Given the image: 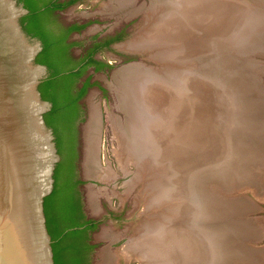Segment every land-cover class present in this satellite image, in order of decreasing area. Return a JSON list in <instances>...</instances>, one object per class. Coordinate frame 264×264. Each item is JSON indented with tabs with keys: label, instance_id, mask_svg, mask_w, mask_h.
I'll return each instance as SVG.
<instances>
[{
	"label": "bare ground",
	"instance_id": "1",
	"mask_svg": "<svg viewBox=\"0 0 264 264\" xmlns=\"http://www.w3.org/2000/svg\"><path fill=\"white\" fill-rule=\"evenodd\" d=\"M118 1L120 7L131 8V15L143 8L131 7L133 0ZM156 5L170 14H163L162 21L151 30L146 28L155 16L144 14V26L121 46L148 54L152 51L149 47L165 44L166 48L158 49L150 58L166 64L154 69L133 62L113 72L115 106L123 116L112 119L120 141V158L131 159L137 166L124 184L126 191L131 192L140 181L135 202L142 201L147 211L151 204L169 198L174 216L170 215L166 223L145 218L138 227V237H129L123 253L135 254L142 264H167L169 258L162 255L169 249L166 241H171L174 252L169 256L174 258V264L261 263L264 247H255L254 240L257 228L263 227L253 220L238 218L252 207L247 208L244 199L229 193H236L241 184L258 188L257 178L264 172V87L260 82L264 81V65L249 58L254 52L264 51V0H151L150 6ZM189 6L199 14L192 15ZM196 19L202 20L199 29ZM203 25L206 28L201 29ZM173 41L179 42L178 47ZM199 43L211 49L220 43L216 63H223L225 69L233 63L242 80L238 97L243 104L237 109L229 108L226 117L215 109L214 101L218 99L197 97L194 63ZM181 49L185 51L180 53ZM182 61L187 62L181 64ZM99 126V110L92 106L83 131L86 176L100 171L95 154ZM211 127L218 129L213 140ZM201 135H205L203 140ZM230 146L232 153H244V160L234 166L229 164ZM202 147L208 148L204 161L198 158ZM156 164L158 170L153 171ZM150 171L148 180L145 176ZM154 174L156 179L152 178ZM92 193L89 192V204L95 208ZM113 235L107 237L114 240L117 235ZM248 237L253 241L247 242ZM116 252L105 246L100 264H115Z\"/></svg>",
	"mask_w": 264,
	"mask_h": 264
},
{
	"label": "rangeland",
	"instance_id": "2",
	"mask_svg": "<svg viewBox=\"0 0 264 264\" xmlns=\"http://www.w3.org/2000/svg\"><path fill=\"white\" fill-rule=\"evenodd\" d=\"M113 1L114 0H85V3L83 4L76 3L65 7V9H63L60 14V18L64 22H69L73 19L91 20L90 23L82 31L73 32L71 34L70 39L72 40L87 41L94 34H106L122 26H125L126 28L125 36L120 41L114 44L116 49L119 50L120 53H124L126 56H124L123 54L120 55L119 53L116 55V51L115 53L110 51H106L105 54L98 53L97 56L99 58H106L107 60L112 61V64L114 65L113 68L109 71L99 70L95 72L92 71L91 67L87 69L86 73H93L92 80H96L104 87H106V91L103 92L99 89L98 86L93 85L89 87L86 93L82 96V103L85 108V114L84 119L79 121L78 124V155L76 164L78 177L80 179L84 178V180L82 179L83 183L79 185L83 196L84 209L88 216L102 218V221L98 225V228L91 232V239L97 242V246L92 253V264H100L102 249L104 246H107L109 242H111V248L114 251H117V261L115 262V264H142V260L135 256V254L133 253H130L131 256H127V254H125L128 257L126 258L123 253L125 252V245L130 241L131 237H138V227L145 218H148L151 221L153 219H157V221L166 223L171 218L170 215L174 216L172 209L173 201L169 200V198H165L159 203L151 204V207L148 208L147 211H145V204H143L142 201L138 203L135 202L138 196V192L141 189L142 183L139 181L140 184L137 183L135 185L136 187H134L131 192H127L125 189V182L137 170V166L133 160H122L119 156L118 150L120 148V141L117 137V133L115 132L112 117L118 115L123 116V113L119 108L115 106L116 95L112 87V83L114 81L113 72L121 66L133 62H142L154 69L159 67L161 68V65L166 64L165 62H161L160 60L155 61L150 58L156 54L155 52L158 49L166 48L165 44H162L158 47H149V49H152V51H147L148 54H146V52L141 53L138 51L127 50L122 48L121 45L126 42V40H129L141 27L144 26V14L148 15L149 17L153 14L155 16L152 23H149L148 27L146 28L148 30H151L156 23L162 21L160 20V18L163 14H170V12L165 11V8L163 6L161 8L158 5L150 6L151 0H133V3H131V7L135 6L142 8L143 6V8L138 12L135 11V13L131 15L128 13V11L131 9L129 8L128 10L129 6L120 7L118 5V0H115L114 2ZM230 1L237 2L238 0ZM188 8L192 15L199 14L194 10V6H189ZM179 21L183 23V21H181L180 19ZM187 21L190 22L191 19ZM201 23V19H196L197 29L201 27ZM204 28H206L205 25H203L201 29ZM148 30H146V32ZM178 43L179 42L175 43L173 41L175 47H178ZM186 46L192 51L193 48L189 47L187 44ZM221 46L222 45L219 43L217 44L216 48L212 47L211 49L209 45H207L206 47L202 46L199 43L197 50L194 48L196 50L195 59L198 60L196 64L194 62L193 63L195 66L197 97L199 98V95L200 98L213 96L214 99H218L214 101V104H216L215 109L220 115L226 117L228 116L229 108L237 109L239 105L243 104V100L238 97L239 82L242 80L238 75V72L236 73L237 68L233 63L228 64L226 69L222 67V65H224L223 63H216V53H220ZM71 49L73 53H79L81 50V46L75 44ZM182 51L185 50H179L180 53H182ZM230 52H232V49ZM150 54L153 55L150 56ZM225 54L226 56H229L227 48ZM257 58L259 57L257 56ZM186 62L187 61H182L181 64H184ZM216 64L219 66H216ZM188 80H190V78L185 80L184 86L186 85ZM190 86L191 83L189 84V87ZM192 86H194V84H192ZM257 90L261 95L260 90ZM188 92L191 94V89H188ZM92 106H95L96 110H99L100 118L99 141L97 142V163L99 164L98 170L100 171L96 175L87 177L85 176L83 169L85 159V141L83 131L88 121L89 112ZM217 130L218 129L211 127L212 140ZM201 136V140H203L205 135ZM203 149L205 148L202 147L198 150V158L200 161H204L206 154L204 153V151L207 152L208 150V148L206 150ZM228 157L229 164L231 166H234L238 162H242V160H244V153L243 151H240V154L232 153L230 146ZM232 159H234V161L233 163H230ZM158 165L159 164H156V168H152L153 171L158 170ZM230 170L232 171V173L234 172L233 168H231ZM253 171H256V168L253 169ZM102 174L106 175L103 176ZM151 175L152 171H150L149 174L145 176V178H148L149 180ZM152 178L156 179L157 175L154 174ZM257 182L259 184L258 188L250 186L243 192L247 195L249 200L258 201L259 208L255 213H253V215L255 217H258L257 219H259V223L261 222L260 224H262V226L264 227V172H262V177L261 175L258 176ZM89 192H93L92 194L96 199L97 207L95 208H92V206L89 204ZM240 193L241 192H239V194ZM246 207L251 208L252 205L247 202ZM238 218H242V215H239ZM114 233L115 235H117V237L114 240H110V237H107V235L112 236ZM250 238L251 237L247 238V242L253 241ZM166 242V248L169 246V249H166L164 251L165 254H163L162 256L165 259L169 258L167 264H174L172 262L174 258H170L169 256L170 253L174 252V247L172 248L171 241ZM240 242L242 243V241ZM262 242L260 243L261 245L264 244V240ZM262 259L263 261L258 264H264V257Z\"/></svg>",
	"mask_w": 264,
	"mask_h": 264
},
{
	"label": "water",
	"instance_id": "3",
	"mask_svg": "<svg viewBox=\"0 0 264 264\" xmlns=\"http://www.w3.org/2000/svg\"><path fill=\"white\" fill-rule=\"evenodd\" d=\"M28 12L20 0H0V264H54L44 198L54 188L60 154L44 117L52 102L39 89L50 74L48 66L36 60L43 42L21 22ZM249 58L264 65V51ZM250 186L238 185L236 193L229 194L252 205L240 219L259 223L253 215L258 201L243 192ZM257 229L255 247H264V227ZM107 246L111 249V242Z\"/></svg>",
	"mask_w": 264,
	"mask_h": 264
},
{
	"label": "trees",
	"instance_id": "4",
	"mask_svg": "<svg viewBox=\"0 0 264 264\" xmlns=\"http://www.w3.org/2000/svg\"><path fill=\"white\" fill-rule=\"evenodd\" d=\"M29 12L21 17L26 31L39 37L43 48L36 60L48 66L50 74L39 85L42 97L52 102L44 117L53 128L60 154L54 170V188L44 198L47 229L52 238L54 264H92L96 247L91 232L98 226L87 218L83 208L77 173V122L84 119L78 100L93 84L88 75L81 87L80 77L91 65L103 69L105 63L88 55H74L71 47L82 41L69 40L70 33L83 26L64 27L54 9L67 6L74 0L50 3L46 0H20ZM120 38V37H119Z\"/></svg>",
	"mask_w": 264,
	"mask_h": 264
},
{
	"label": "flooded vegetation",
	"instance_id": "5",
	"mask_svg": "<svg viewBox=\"0 0 264 264\" xmlns=\"http://www.w3.org/2000/svg\"><path fill=\"white\" fill-rule=\"evenodd\" d=\"M46 1H49L50 3H62V2H67L69 0H46ZM76 3H79V4H83L85 3V0H74L72 2H70L67 6H70L72 4H76ZM65 6V7H67ZM64 8H60V9H54V13L58 15V19L59 21L64 24V27H68V26H71V25H81L83 26L81 29H75L73 30L70 35H69V40H72L70 39V36L73 32H79V31H82L89 23L91 20H87V19H73L69 22H64L61 18H60V14H61V11ZM125 33H126V28L125 26H122V27H119L118 29H115L111 32H108L106 34H94L92 35L87 41H82V45L81 46V50L79 53H73L72 49V53L74 55H88V56H91L93 58H96L98 60H100L101 62L105 63V66L103 67V69H100V70H104V71H109L113 68V64H112V61L110 60H107L106 58H99L97 56L98 53H103L105 54L106 51H110V52H113L115 53L116 51V55L119 53L120 55H124L126 56L124 53H120L119 50L116 49V47L114 46L115 43H117L118 41H120L124 36H125ZM120 37V38H119ZM72 48V47H71ZM116 58V57H114ZM92 68V71L95 72V71H99V70H95V66L94 65H91L90 66ZM88 69V68H87ZM87 70L85 71V73L80 77L79 81H78V87L83 84L84 80L87 78L88 75H92L93 76V73H86ZM92 76H91V79L90 81L93 83L91 86L93 85H96L99 87L100 90H102L103 92L106 91V87H104L102 84H100L98 81L96 80H92ZM90 86V87H91ZM79 104L81 105V109L83 111V115L85 114V108L83 106V103H82V97L78 100ZM78 124L79 122H77V129H78ZM82 201H83V196H82ZM83 208H84V204H83ZM84 212L86 214V217L89 219L91 218L93 220V224L95 223L97 226L101 223L102 221V218L101 217H95V216H88L85 209H84ZM91 242L92 243H95L96 246H97V242L93 241V239H91Z\"/></svg>",
	"mask_w": 264,
	"mask_h": 264
}]
</instances>
